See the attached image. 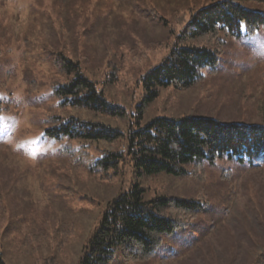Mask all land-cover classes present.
I'll list each match as a JSON object with an SVG mask.
<instances>
[{"label":"rangeland","instance_id":"374dc122","mask_svg":"<svg viewBox=\"0 0 264 264\" xmlns=\"http://www.w3.org/2000/svg\"><path fill=\"white\" fill-rule=\"evenodd\" d=\"M212 1L0 0V96L8 106L0 115V254L6 264H75L107 204L137 182L150 195L206 200L199 216L206 229L193 244L165 262L157 257L145 264H250L254 244H264V164L249 167L224 155L210 165L185 166L199 178L145 177L127 161L97 165L102 144L43 135L42 119L54 110L48 94L52 51L82 56L98 79L116 64L107 96L135 122L131 113L142 97L136 79L164 55L176 15ZM246 6L264 10V4ZM208 45L221 48L215 70L203 68L202 81L190 88L161 89L141 124L188 116L264 125V29L241 36L220 32ZM130 120L103 121L125 130Z\"/></svg>","mask_w":264,"mask_h":264},{"label":"trees","instance_id":"16d2710c","mask_svg":"<svg viewBox=\"0 0 264 264\" xmlns=\"http://www.w3.org/2000/svg\"><path fill=\"white\" fill-rule=\"evenodd\" d=\"M246 3L260 5L264 0H214L199 7L187 6L176 15L164 55L136 79L135 84L142 88L138 112L131 113L136 126L128 109L107 96L108 86L116 83L119 73L116 64L109 65L98 79L83 65L82 56L52 51L54 71L48 94L54 99V110L42 119L43 135L57 142L102 144L96 146L97 165L108 168L127 161L145 177L165 173L199 178L200 173L187 172L185 166L195 162L210 165L224 155L246 160L249 167L264 164L263 124L188 116H156L140 123L161 89L190 88L202 81L203 68L215 70L221 48L208 45L213 37L220 32L251 35L264 29V10L248 8ZM7 108L0 96V115ZM126 118L130 121L125 130L103 121ZM116 141L123 145L112 150ZM205 208L202 198L150 195L138 182L133 183L107 204L75 264H145L157 257L165 262L204 232L206 225L199 216ZM4 210L0 198V217ZM250 259V264H264V244H254ZM0 264H6L2 254Z\"/></svg>","mask_w":264,"mask_h":264}]
</instances>
